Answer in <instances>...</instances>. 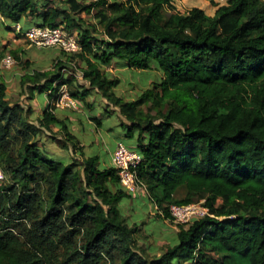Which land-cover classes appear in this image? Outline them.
<instances>
[{"label": "trees", "instance_id": "trees-1", "mask_svg": "<svg viewBox=\"0 0 264 264\" xmlns=\"http://www.w3.org/2000/svg\"><path fill=\"white\" fill-rule=\"evenodd\" d=\"M0 14L7 31L61 26L74 36L79 50H60L89 84L60 73L61 60L25 73L21 84L44 104L33 125L32 109L11 104L0 82V171L12 182L0 186V264H264V0H227L213 16L177 13L173 0H0ZM111 64L160 78L125 99L120 79L102 70ZM62 86L75 104L93 92L125 119L140 156L135 191L96 155L78 163L40 146L54 125L61 150L81 145L41 99ZM18 135L16 153L7 147ZM140 188L161 218L194 197L208 215L179 224L171 247L144 257L117 208ZM179 188L186 194L175 200Z\"/></svg>", "mask_w": 264, "mask_h": 264}, {"label": "rangeland", "instance_id": "rangeland-1", "mask_svg": "<svg viewBox=\"0 0 264 264\" xmlns=\"http://www.w3.org/2000/svg\"><path fill=\"white\" fill-rule=\"evenodd\" d=\"M86 1L88 3L94 2V0ZM226 1L173 0V4L175 11L180 14H185L192 8H199L207 15L213 16L216 8L224 5ZM53 3L58 4V0H53ZM94 13L95 10H92L90 16L82 15L86 23L92 22L90 19ZM13 27L14 25L11 26V28ZM94 35L99 36L100 34L98 32ZM5 55H10L16 59L11 68L5 69L1 66V60ZM58 60H61L64 67L61 68L62 70L60 69V73L72 77L78 85L85 88L89 87L88 82L82 78L77 59L66 56L57 47H32L23 36L13 31H7L5 26H0V82L6 84L8 101L11 104L18 103L25 110L29 107L32 109L30 123L33 125H36V118L41 116L44 104L38 96L32 95V98H30L27 86L22 85L20 79L28 71L50 69ZM102 70L109 77L120 79L121 83L115 92L125 99L137 97L138 94L150 87L153 80L156 81L160 78V74L154 69L147 72H137L111 64L102 68ZM69 90H73L72 87L62 86L58 91L59 97L57 96V100L49 98L47 92L41 99L48 103L49 108L55 107L53 113L56 116L62 120L70 121V131L81 145L70 146L66 144V150H61L64 136L59 127L54 125L52 130L43 131L39 135L38 143L48 153L49 157L66 154L68 159L81 163L83 155H96L99 162L102 163L108 159L118 142L136 152L134 138L126 137V126L123 123L127 122L119 114L117 108L93 92L79 102L80 104L76 103L75 108H62L59 104L60 96L62 92L67 93ZM96 120L99 121V124L95 123ZM16 137L17 139L8 140L9 145L7 148L18 153L22 148L23 138L19 135ZM79 171L81 173V170ZM11 183L4 176L3 180L0 181V186L10 187ZM185 194L184 188H179L174 195V199H182ZM200 202L202 203L200 199L194 197L191 203L198 206ZM117 208L128 226L134 228L133 248L144 257H158L175 243V234L179 224L170 216L161 218L162 216L158 215L159 212L156 206L149 199L144 188L137 190L131 198H123L118 203Z\"/></svg>", "mask_w": 264, "mask_h": 264}, {"label": "built area", "instance_id": "built-area-1", "mask_svg": "<svg viewBox=\"0 0 264 264\" xmlns=\"http://www.w3.org/2000/svg\"><path fill=\"white\" fill-rule=\"evenodd\" d=\"M4 18L0 14V24L4 23ZM14 32L20 34L28 40L32 47L51 48L57 47L67 54L76 53L79 50L78 43L74 36L69 35L61 26L55 27H30L23 31L20 24H15L12 28ZM15 64V59L10 55H5L1 60V66L5 69L11 68ZM62 108H75V102L65 92L60 96ZM140 162V156L117 143L112 154L111 164L119 176L120 184L129 192L135 191L140 183L135 174V167ZM4 178L0 171V181ZM169 214L178 224H187L193 219L201 218L207 214L206 208L200 202L197 205L188 204L184 206H170Z\"/></svg>", "mask_w": 264, "mask_h": 264}, {"label": "crops", "instance_id": "crops-1", "mask_svg": "<svg viewBox=\"0 0 264 264\" xmlns=\"http://www.w3.org/2000/svg\"><path fill=\"white\" fill-rule=\"evenodd\" d=\"M4 26H5V21H4ZM1 25V24H0ZM3 26V25H2ZM9 34V33H8ZM110 155H111V153H110ZM110 155H109V157H108V159L107 160H105V161H103L102 162V166H104V167H108V166H111V162H110Z\"/></svg>", "mask_w": 264, "mask_h": 264}]
</instances>
